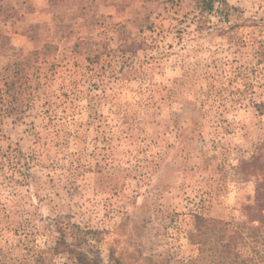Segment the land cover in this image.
Instances as JSON below:
<instances>
[{
    "label": "rangeland",
    "instance_id": "1",
    "mask_svg": "<svg viewBox=\"0 0 264 264\" xmlns=\"http://www.w3.org/2000/svg\"><path fill=\"white\" fill-rule=\"evenodd\" d=\"M212 5L0 0V264H209L195 215L247 220L264 0Z\"/></svg>",
    "mask_w": 264,
    "mask_h": 264
},
{
    "label": "trees",
    "instance_id": "2",
    "mask_svg": "<svg viewBox=\"0 0 264 264\" xmlns=\"http://www.w3.org/2000/svg\"><path fill=\"white\" fill-rule=\"evenodd\" d=\"M201 1L206 8H212L213 0ZM260 166L263 169L264 161ZM243 208L247 220L241 222L195 215L191 240L198 247V256L192 262L205 260L209 264H238L241 248L258 241L264 242V190L261 189L260 182L254 189L252 204ZM254 221L258 224L254 225ZM77 258L81 264H98L97 261L89 259L83 251L77 253ZM246 264H254L253 258Z\"/></svg>",
    "mask_w": 264,
    "mask_h": 264
}]
</instances>
